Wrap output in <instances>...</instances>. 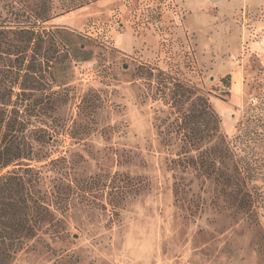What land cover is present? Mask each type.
<instances>
[{
  "label": "rangeland",
  "instance_id": "1",
  "mask_svg": "<svg viewBox=\"0 0 264 264\" xmlns=\"http://www.w3.org/2000/svg\"><path fill=\"white\" fill-rule=\"evenodd\" d=\"M207 14L192 29L177 0H0L5 39L37 33L0 57L35 138L0 176L31 167L43 215L9 264H264V61ZM196 89L220 119L200 143Z\"/></svg>",
  "mask_w": 264,
  "mask_h": 264
},
{
  "label": "trees",
  "instance_id": "2",
  "mask_svg": "<svg viewBox=\"0 0 264 264\" xmlns=\"http://www.w3.org/2000/svg\"><path fill=\"white\" fill-rule=\"evenodd\" d=\"M3 26L5 25L0 27V57L15 55L17 61L20 56H26L35 42L36 31L32 27H18L17 31L13 32L20 40L16 45L5 39L7 31ZM9 68L16 69V72L8 71L17 74V67ZM24 74L28 77L29 72L26 71ZM5 82L0 79V85H5ZM10 82V86L0 90V171L9 166L22 164L23 160L31 157L32 142L35 139L30 121L24 118L21 108L12 100L17 81L14 79ZM182 87L186 90L185 85ZM195 93L203 107L193 112L185 125L195 133L192 139L200 143L204 131L212 136L220 132V119L207 99L199 95L197 89L194 90ZM211 150L216 155L217 146L214 145ZM31 170V167H19L0 176V264H9L23 240L34 237L36 225L43 221L42 204L38 200H33L34 194L31 189L35 186L37 178L29 175ZM33 208L36 216L32 218L30 212Z\"/></svg>",
  "mask_w": 264,
  "mask_h": 264
},
{
  "label": "crops",
  "instance_id": "3",
  "mask_svg": "<svg viewBox=\"0 0 264 264\" xmlns=\"http://www.w3.org/2000/svg\"><path fill=\"white\" fill-rule=\"evenodd\" d=\"M189 14L184 16V8L177 0L180 18L188 22L192 29L209 22L207 14L211 8L216 9V15L221 21L238 20L242 25L243 40L251 52L264 61V0H186L184 3ZM185 17V18H184ZM200 22V23H199ZM199 24V25H198ZM138 44H144L142 36H134Z\"/></svg>",
  "mask_w": 264,
  "mask_h": 264
},
{
  "label": "built area",
  "instance_id": "4",
  "mask_svg": "<svg viewBox=\"0 0 264 264\" xmlns=\"http://www.w3.org/2000/svg\"><path fill=\"white\" fill-rule=\"evenodd\" d=\"M166 1H171V0H166Z\"/></svg>",
  "mask_w": 264,
  "mask_h": 264
}]
</instances>
